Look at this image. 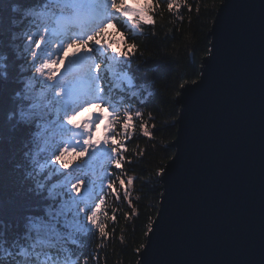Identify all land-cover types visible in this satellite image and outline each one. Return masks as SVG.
<instances>
[{
  "label": "trees",
  "instance_id": "trees-1",
  "mask_svg": "<svg viewBox=\"0 0 264 264\" xmlns=\"http://www.w3.org/2000/svg\"><path fill=\"white\" fill-rule=\"evenodd\" d=\"M220 3L153 0L149 14L154 24H131L119 17L117 27L107 26L106 38L113 45L123 46L121 51L135 48L127 57L105 64L98 76L104 93L97 98L106 104L105 115L113 111L119 118L114 131L100 133L101 140L107 135L111 141L115 135L123 141L122 169L114 168L110 147L103 143L63 169L54 163L55 155L76 133L66 124L65 134L61 133L64 113L55 99L41 101L35 88L25 87L37 67L25 44L27 35L50 29L58 15L48 11L43 25L31 23L30 18L21 19V10L41 5L46 9L48 0H0V252L14 256L46 233L49 242L63 247L68 264H136L159 206V173L174 153L170 144L175 139L178 90L198 79L209 50L210 24ZM64 14L61 8L59 15ZM56 41L45 42L44 49L57 46ZM96 55L99 63L115 54L108 49ZM116 72L126 73L131 86L116 83ZM93 112L99 114L97 109L81 113ZM125 113L133 116L128 137L122 130ZM65 160L73 161V157L66 154ZM77 180L81 187L73 193L71 185ZM109 182L116 194L107 187ZM85 191L87 199L82 200ZM97 204L101 205L97 223L105 226L104 236L87 219ZM29 221L33 231L26 227ZM6 264L16 262L9 258Z\"/></svg>",
  "mask_w": 264,
  "mask_h": 264
},
{
  "label": "water",
  "instance_id": "water-1",
  "mask_svg": "<svg viewBox=\"0 0 264 264\" xmlns=\"http://www.w3.org/2000/svg\"><path fill=\"white\" fill-rule=\"evenodd\" d=\"M214 14L198 79L178 90L136 264H264V0H221Z\"/></svg>",
  "mask_w": 264,
  "mask_h": 264
},
{
  "label": "snow or ice",
  "instance_id": "snow-or-ice-1",
  "mask_svg": "<svg viewBox=\"0 0 264 264\" xmlns=\"http://www.w3.org/2000/svg\"><path fill=\"white\" fill-rule=\"evenodd\" d=\"M65 2L73 9V14L68 16L62 21H57V26L52 29L53 32L65 34L72 32L68 35L67 42L56 48L57 58L55 60L49 58L43 59L42 63L36 67V71L45 77L47 82H52L51 85L43 84L42 87H51L57 89L55 97L57 103L63 108L64 123L60 125V131L65 134L64 125L71 126V129L82 130L79 132L82 138L83 147H78L80 141L75 144L66 143V146L61 147L59 154L55 155L54 163H58L61 168L69 169L77 158H83L88 149L93 148L95 145L103 143L109 145L112 164L115 169H122V161L125 159L121 153L126 151L123 141L119 140L117 136H112L111 141L106 135L102 141L93 140V125L101 118H106L105 131H114V126L118 122V117L115 112L108 111L105 115V103L97 97L102 96L104 88L102 82L98 80V76L104 68L105 64H110L111 61L116 60V57H127L130 52L134 51V46H129L128 51H121L119 48L114 47L113 42L106 38L105 29L108 24L114 25V28L119 25V17H126L128 23L139 24L141 21L147 24H154L153 17L149 14L152 9L153 0H145V4L138 8L130 7L126 4V0H65ZM171 10L173 4L170 2L168 5ZM75 25L79 28V34L72 31L71 26ZM39 36V39L36 38ZM35 38V39H34ZM27 41L31 55L33 57L32 63L35 64L36 59H39L43 51L44 43L48 41V30L44 34L34 32L27 35ZM35 47H31L32 45ZM72 49V52H69ZM110 49L115 55L112 57H105L99 63L95 60L99 59L96 55L101 51ZM131 49V50H130ZM63 51L64 55L60 56L58 53ZM61 60L66 62L68 67L65 71L74 72L80 69L86 70L82 73L81 81L87 82V87H82L80 83L73 80H66L62 84L56 83V72L58 69L54 65L60 64ZM63 67V65H61ZM91 111L92 109L99 110V114L93 112L91 116L83 119L81 123H74V119L80 112L85 110ZM139 116L140 113H135ZM133 116L131 113H125L122 130L125 137L131 135L130 128H132ZM149 135L147 131L144 133ZM73 157V161H66L65 155ZM119 157V158H116ZM121 185L124 181H120ZM133 180L128 179L127 184L132 185ZM81 187V180L71 185V192L75 193ZM107 187L116 194V189L112 182H109ZM101 205H96V210L91 215L87 216L88 221L92 225L99 228L102 236L107 235L105 226L97 223V212L100 210ZM80 212H85L84 208L79 209Z\"/></svg>",
  "mask_w": 264,
  "mask_h": 264
},
{
  "label": "rangeland",
  "instance_id": "rangeland-1",
  "mask_svg": "<svg viewBox=\"0 0 264 264\" xmlns=\"http://www.w3.org/2000/svg\"><path fill=\"white\" fill-rule=\"evenodd\" d=\"M48 2L52 3L53 0H48ZM56 2L59 3L60 0H56ZM126 4L128 6H130V7L138 8V7L143 6L144 0H126ZM65 18H67V17L66 16L61 17V16L58 15L55 18V23H54L53 27H51L50 29H47L48 30V41H50L51 39H54V36H59V35L60 36L58 37V40L55 42L57 44V46L50 45L48 48H45V49L43 47V51L41 53L40 58L36 59V61H35V65L36 66H39V64L42 63L43 59H46V58H49V57L51 59L55 60L57 58L56 48L59 47V46L64 45L67 42L66 38L68 37V34L64 35L63 32L56 33V32L52 31V29L57 26V21H62ZM126 21H127V19H126ZM140 23H144V22L141 21ZM72 31L75 32L76 34H79V28L76 27V26H75V28ZM44 33H45V31H43V34ZM31 34H33V33H31ZM36 38L39 39V36H37ZM25 44H27V46L29 47L28 41H26ZM31 47H35V45L33 44ZM114 47H117V48L121 49V47H123V46H120L119 44H114ZM72 51H73L72 49H69V52H72ZM58 55L63 56L64 55L63 51L61 50V52ZM61 65H63V67H61ZM53 67L58 69V71L56 72V77H57L56 83L62 84L66 80H73L75 82L80 83V85L82 87H87V82L86 81H81V76L79 77V76H75L74 75V73H76V71L71 72V73L68 72V71H65V69L68 67V65L63 60H61L60 64L54 65ZM34 73H35L34 77L29 79V81L27 82V85L25 87L27 89H34L35 88L34 90L36 92V99L39 98V99H41V101H44V100L48 99L47 101H49V103H51L53 101V99H55L57 101V98L55 97V91L57 89H53L51 87H47V88L42 87L43 84L51 85L52 82H47L45 80V77L43 75H41L40 73H38L37 71H35ZM115 76H117V82L118 83H121V84H123L126 87H130L131 86L130 79H129V77H128V75L126 73H124V72H122V73L116 72ZM59 107L61 109V105L60 104H59ZM61 111H63V108L61 109ZM80 113L75 118L76 120L74 121V123H81L83 119H86L87 117L92 115V113H88V114L84 113L83 115H80ZM106 123H107L106 118L102 119L100 127L97 129V131L93 130V140L102 141L100 133H102V131L106 132L105 131V124ZM70 130L74 131L76 133V136L71 138L70 142L75 144L79 140L80 143H82V138L79 135V132H81L82 130H76V129H73V130L70 129ZM97 133H99L100 136H98ZM78 147H81V145L79 144ZM94 150H96L95 146L93 148H91V151H94ZM87 193H88V191H85L82 194L81 199L86 198L85 195Z\"/></svg>",
  "mask_w": 264,
  "mask_h": 264
},
{
  "label": "clouds",
  "instance_id": "clouds-1",
  "mask_svg": "<svg viewBox=\"0 0 264 264\" xmlns=\"http://www.w3.org/2000/svg\"><path fill=\"white\" fill-rule=\"evenodd\" d=\"M61 8H63V12L67 16L73 14V9L65 0H60L59 3L53 0L52 3L48 4L46 9L43 5L36 8H23L21 10V19L30 18L31 23H40L43 25L44 21L47 19L46 12L51 11L59 15L61 13ZM108 25H112L114 28L113 24L109 23ZM80 115H83V113H80ZM30 225L31 221L26 224V227L30 231H33ZM10 257L16 264H68L63 247L59 243L49 242V237L46 233H42L40 238L37 239L30 248H19L14 256L7 251L0 252V264H6V261Z\"/></svg>",
  "mask_w": 264,
  "mask_h": 264
},
{
  "label": "bare ground",
  "instance_id": "bare-ground-1",
  "mask_svg": "<svg viewBox=\"0 0 264 264\" xmlns=\"http://www.w3.org/2000/svg\"><path fill=\"white\" fill-rule=\"evenodd\" d=\"M59 16H61V17H64V16L68 17L66 14H64V15H59ZM54 23H55V22H54ZM71 28H72V30H73V29L75 28V25H72ZM70 34H72V32H69L68 35H70ZM59 36H60V35H59ZM59 36H54V38H56V39L58 40V37H59ZM85 70H86V68H85L84 70H83V69H81V70H77L76 73H74V75L80 77V76H82L81 73H83ZM0 72H1V71H0ZM115 74H116V73H114V81L117 83V76H115ZM0 78H1V76H0ZM120 84H121V83H120ZM61 107H62V106H61ZM83 199H87V197H86V198H83ZM83 199H82V200H83ZM72 250H73V249H72ZM10 258H11V257H10Z\"/></svg>",
  "mask_w": 264,
  "mask_h": 264
}]
</instances>
